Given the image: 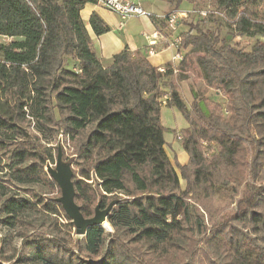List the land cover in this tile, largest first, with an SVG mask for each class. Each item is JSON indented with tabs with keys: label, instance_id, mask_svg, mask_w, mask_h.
Listing matches in <instances>:
<instances>
[{
	"label": "trees",
	"instance_id": "1",
	"mask_svg": "<svg viewBox=\"0 0 264 264\" xmlns=\"http://www.w3.org/2000/svg\"><path fill=\"white\" fill-rule=\"evenodd\" d=\"M160 1L175 9L194 2ZM260 1L201 0L213 11L180 35L178 47L187 52L177 72L172 64L161 72L129 50L102 65L81 16L91 0H0V37L10 39L0 44V97L14 99L0 106V160L34 161L15 170L19 182L33 183L52 154L31 147L25 124L32 121L48 140L62 131L81 166L74 186L83 215L93 217L98 199L102 208L117 201L108 216L114 233L107 264H154L145 246L162 264H197L203 242L222 251V264H264V15L251 9ZM89 25L95 36L110 31L96 13ZM227 37L255 41L246 51ZM193 62L207 89L221 92L224 107L214 102L210 111L196 94L188 107L179 83ZM164 102L189 123L181 133L186 165L175 167L167 153ZM40 204L10 197L4 222L12 225ZM43 206L64 213L59 203ZM104 239V228H90L86 251L98 254ZM31 249L43 264H79L62 240H29L22 255Z\"/></svg>",
	"mask_w": 264,
	"mask_h": 264
},
{
	"label": "rangeland",
	"instance_id": "2",
	"mask_svg": "<svg viewBox=\"0 0 264 264\" xmlns=\"http://www.w3.org/2000/svg\"><path fill=\"white\" fill-rule=\"evenodd\" d=\"M135 3L142 6L149 14L157 17L177 11L186 12V17L179 20L182 21L184 25L178 28V34L187 32L189 27H194L195 25L200 24L202 20L206 18H203L200 15V12L213 11L210 4L202 3L201 0H194L193 3L184 2L179 9H175L174 6L160 0H135ZM251 9L262 17L264 15V0L260 1ZM158 20L162 21L161 19ZM170 32L175 33L173 31ZM223 35H226V32H224ZM227 39L232 43H240L241 47L245 48L246 51H250L252 49L255 41V39L248 37H227ZM9 42L10 39L0 37V44H8ZM195 57L196 56L194 55V60ZM185 75L184 80L179 83V86L181 95L189 108L194 101V94L197 95V98L202 101V103L207 105L210 111L214 108V102L221 104L223 107L225 106L226 100L220 91L207 89L206 83L202 79L195 62L190 65V69L185 73ZM6 102L14 105L12 93L11 95H5V93L1 95L0 106H4ZM165 105L166 102H164L161 110V123L167 129V132L165 133V140L167 142V150L170 160L175 167L178 165H186L189 162V154L182 146L181 133L188 129L189 123L176 108H170ZM224 115L225 117H228L229 114L224 112ZM24 130L28 134L26 141L31 144V147H34L41 152L50 150L52 158L46 162V166L43 170L44 172H41L40 177L33 183L19 182L17 180L15 170L24 169L30 164L35 163L34 161L18 165L16 163L17 161L11 159L9 155H6L2 160H0V263L43 264L37 259L35 250L31 249L23 256L21 253L22 249L29 240L35 238H54L60 241L62 240L64 244H66L69 248V253L73 252L75 257L79 259V264H107L106 253L111 240L110 235H113L114 233L110 224L108 228H104L105 239L103 248L98 254L90 255L86 251V236H78L76 234L74 224L66 213L62 212L60 214H53L52 212L47 211L43 206L48 204L51 207H54L58 204L57 199L61 197L60 188L51 179L49 173L47 172L48 166L55 168L59 148L62 150L63 160L72 167L73 182L81 179V166H79V160L74 154L72 144L68 141L62 131L59 132L60 134L54 139L48 140L45 135L36 130L35 124L32 121L25 124ZM10 137L15 138L17 142L21 141V139L18 138V135L14 136L13 134H10ZM211 145L215 148L214 143ZM14 147V145L11 146V149ZM204 147H207V145L204 144ZM51 182H54L56 185L53 186ZM92 182L93 181H89V183ZM180 182L182 188L185 189L186 182L182 179ZM118 196L123 197L121 194ZM10 197H14L19 200L27 199L34 203L41 201L43 204L20 213L17 220H15L12 225H9L4 222L7 219V215L4 212V205L6 200ZM98 203H100V199H98L92 207L93 216ZM77 204L82 207L79 202H77ZM226 204L228 205L227 201L223 202L222 207ZM220 205L221 204L214 205V215L217 214L216 209L220 208ZM231 207H234V205ZM201 212H203L206 223H208L209 216L204 211ZM201 237L202 235H196L195 239L198 241ZM79 247H81V249ZM187 248L188 247H186V250ZM142 250L144 253H147V260L150 259L154 262V264L161 263L157 257L149 254L146 246L142 248ZM187 251H189V249ZM196 252L197 264H210L209 261H213V263L216 264L224 263L222 260V251H216L213 243H200L197 246Z\"/></svg>",
	"mask_w": 264,
	"mask_h": 264
},
{
	"label": "crops",
	"instance_id": "3",
	"mask_svg": "<svg viewBox=\"0 0 264 264\" xmlns=\"http://www.w3.org/2000/svg\"><path fill=\"white\" fill-rule=\"evenodd\" d=\"M94 13L98 14L110 27L107 34L101 36L93 34L89 21ZM81 16L91 35L93 49L105 68L113 63L114 56L125 50L145 57L160 71L165 70L169 64L178 67L182 59L175 61L174 58H183L187 52L175 44L182 34L177 33L178 29L175 33H171L167 28L155 26L151 19L132 17L123 21L116 13L92 3L84 7ZM180 26L182 25L178 24V28Z\"/></svg>",
	"mask_w": 264,
	"mask_h": 264
},
{
	"label": "water",
	"instance_id": "4",
	"mask_svg": "<svg viewBox=\"0 0 264 264\" xmlns=\"http://www.w3.org/2000/svg\"><path fill=\"white\" fill-rule=\"evenodd\" d=\"M47 172L60 188L61 197L57 199V202L61 204L66 215L72 220L78 236H86L87 231L92 227L100 226L106 228V226H109L108 216L117 201L111 202L106 208H102L101 203H98L94 216L86 218L82 213L81 207L76 202L72 167L63 160V153L60 148L58 149L55 168L48 166Z\"/></svg>",
	"mask_w": 264,
	"mask_h": 264
},
{
	"label": "built area",
	"instance_id": "5",
	"mask_svg": "<svg viewBox=\"0 0 264 264\" xmlns=\"http://www.w3.org/2000/svg\"><path fill=\"white\" fill-rule=\"evenodd\" d=\"M93 3L101 8H104L106 10H109L113 13H116L119 15V17L125 21L132 17H144V18H152L156 17L158 19H161L165 25L166 28L169 31L176 32L178 29L179 20L181 18L186 17V12H173L169 14H165L161 17L154 16L152 14H149L142 6H139L135 3V0H91ZM200 15L205 18L207 16V12H200ZM180 43V38L176 40V46L178 47ZM153 54V52H150ZM182 59L180 57H175L174 60ZM175 72H177V68L175 67ZM161 72H164V70H161Z\"/></svg>",
	"mask_w": 264,
	"mask_h": 264
},
{
	"label": "bare ground",
	"instance_id": "6",
	"mask_svg": "<svg viewBox=\"0 0 264 264\" xmlns=\"http://www.w3.org/2000/svg\"><path fill=\"white\" fill-rule=\"evenodd\" d=\"M108 228V226H106Z\"/></svg>",
	"mask_w": 264,
	"mask_h": 264
}]
</instances>
